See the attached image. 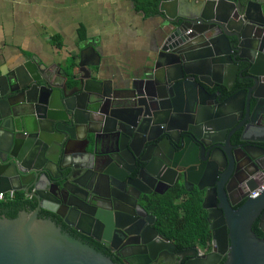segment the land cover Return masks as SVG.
<instances>
[{"label": "water", "instance_id": "obj_1", "mask_svg": "<svg viewBox=\"0 0 264 264\" xmlns=\"http://www.w3.org/2000/svg\"><path fill=\"white\" fill-rule=\"evenodd\" d=\"M159 12V52L126 77H104L94 43L79 46L67 69L28 57L0 66V192L23 193L37 206L0 216V264H117L41 212L101 242L92 227L107 232L110 224L97 210L117 200L122 175L155 178V161L206 192L203 208L220 250L204 263L218 264L230 251L224 264H264V239L254 231L259 221L264 232V186L247 185L238 210L229 204L239 153L255 168L251 176L264 177V5L162 0ZM163 125L180 139L163 138ZM193 146L206 163L221 152L224 164H211L215 177L193 162ZM195 167L200 174L192 178Z\"/></svg>", "mask_w": 264, "mask_h": 264}, {"label": "crops", "instance_id": "obj_2", "mask_svg": "<svg viewBox=\"0 0 264 264\" xmlns=\"http://www.w3.org/2000/svg\"><path fill=\"white\" fill-rule=\"evenodd\" d=\"M162 23L135 0H0V66L28 57L67 69L79 46L94 43L104 77L116 80L152 63L163 44Z\"/></svg>", "mask_w": 264, "mask_h": 264}, {"label": "flooded vegetation", "instance_id": "obj_3", "mask_svg": "<svg viewBox=\"0 0 264 264\" xmlns=\"http://www.w3.org/2000/svg\"><path fill=\"white\" fill-rule=\"evenodd\" d=\"M157 132L162 134V137H170L168 134H172L174 140H179L181 134L179 132H172L168 130V127L163 125L157 129ZM264 148V146H262ZM193 154V162L197 167L201 168L203 175L208 173L206 170L212 171L211 164L216 165V169H219V165H223V159L219 150L214 151V162H207V155L201 153L197 147L191 148ZM255 152L262 153L263 150H254ZM240 157V170L236 173L235 177L230 181V194L229 204L233 210H238L245 202L247 194V185L264 186V177L259 175L254 178L251 173L255 172V168L248 163V160L239 153ZM211 166V167H210ZM197 167L192 169V178H197L200 174ZM153 171L157 173L159 178H164L167 184H159L157 176L149 177L144 174L141 181H133L127 176V173L122 175L124 181L120 182L119 190L116 192L117 200L105 204L102 208L98 209L100 216H102L109 226L106 230H101L100 225L94 224L92 227V233L95 231L96 235L101 237V242L88 237L75 229L67 226L62 220L56 216L51 218L56 221L59 226L68 235L86 243L95 248L99 246V249L103 254L110 257L117 264H206L204 260L208 255L214 251L219 252L220 248L212 245L210 247H203L201 241L192 245L186 240H182L181 243L170 241L165 236V228L158 217V213L161 211V204L164 200L172 201L175 204V208L183 205L192 197L202 196V208L203 202L206 198V192L200 191L197 187L188 184L184 186L181 174L179 172H167L165 165L155 161L153 164ZM228 176L231 175V171ZM215 177V176H214ZM144 180V182H143ZM213 181V177L207 178L205 183ZM129 183V184H128ZM132 185V186H131ZM184 191V192H182ZM258 191V190H256ZM210 203L213 204L212 209L215 210L216 221L221 222L223 220L222 215L216 210L217 204L214 203L215 193H210ZM248 197H252V194ZM35 203L34 198H28ZM71 202L79 204L80 206L92 210L93 208L81 204L78 200L72 199ZM203 213L207 215L208 224L210 227L211 222L208 218V210L203 208ZM93 225V224H92ZM261 232L260 238L264 239V232L259 228V221L254 224ZM220 227H223L222 225ZM210 229V228H209ZM212 235V231H211ZM106 253H104V252ZM230 252V251H229ZM222 255L218 264H224L228 259V254Z\"/></svg>", "mask_w": 264, "mask_h": 264}, {"label": "trees", "instance_id": "obj_4", "mask_svg": "<svg viewBox=\"0 0 264 264\" xmlns=\"http://www.w3.org/2000/svg\"><path fill=\"white\" fill-rule=\"evenodd\" d=\"M161 1L162 0H135L137 9L148 16L160 15L159 5ZM58 46H61V44L59 43ZM73 61L74 60H72V62ZM202 201V196L192 197L183 205L175 208V204L172 201L164 200L160 205L161 211L158 213V217L161 219L165 228V236L170 241L178 244L183 242L182 240H186L192 245L201 241L203 247L211 248L212 235L209 229L207 215L203 213ZM36 207V203L24 199L21 193L16 192V198L14 200L0 203V216L5 215L8 218H15L21 210L26 209L28 212H32ZM41 217L56 218L54 214L46 211L41 212ZM254 231L258 236L261 235L257 226H255ZM95 248L101 251L99 246Z\"/></svg>", "mask_w": 264, "mask_h": 264}, {"label": "built area", "instance_id": "obj_5", "mask_svg": "<svg viewBox=\"0 0 264 264\" xmlns=\"http://www.w3.org/2000/svg\"><path fill=\"white\" fill-rule=\"evenodd\" d=\"M258 194V191H255L252 193V196H255ZM16 198V191H10V192H0V201L6 202V201H12Z\"/></svg>", "mask_w": 264, "mask_h": 264}]
</instances>
